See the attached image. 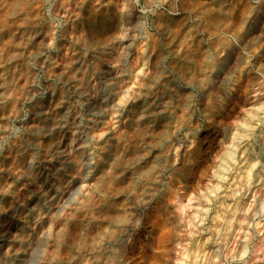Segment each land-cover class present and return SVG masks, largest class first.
<instances>
[{
  "label": "rangeland",
  "instance_id": "374dc122",
  "mask_svg": "<svg viewBox=\"0 0 264 264\" xmlns=\"http://www.w3.org/2000/svg\"><path fill=\"white\" fill-rule=\"evenodd\" d=\"M260 1L0 0V264H109L117 244L119 264H264ZM228 42L249 73L231 90L211 75ZM163 205L169 250L147 221Z\"/></svg>",
  "mask_w": 264,
  "mask_h": 264
},
{
  "label": "bare ground",
  "instance_id": "6f19581e",
  "mask_svg": "<svg viewBox=\"0 0 264 264\" xmlns=\"http://www.w3.org/2000/svg\"><path fill=\"white\" fill-rule=\"evenodd\" d=\"M249 14V13H248ZM243 25V24H242ZM243 35H244V37H249L250 38V40L248 41V42H250L251 40H257L260 36H262V35H264V0L263 1H260L259 2V4H258V6H257V9L252 13V15L251 16H249L248 17V19H247V21H246V23H245V29H244V32H243ZM264 39V38H263ZM234 45V44H233ZM232 44H230L229 42L228 43H226L225 44V46H224V54H223V56L221 57V58H219V59H215L216 61H215V64H214V70H213V73L211 74L212 75V78H213V80H215L216 82L217 81H221L223 78H226L227 76H228V74L230 73V72H233V73H235V75L233 76L232 75V77L233 78H231V79H229L230 80V83H228V84H230L229 85V89L231 90L233 87H237L238 86V80H240V78H245L246 76H247V74H249L248 73V71H241L240 69H238V67H239V65H240V63H241V61H242V53H240V52H236V50H235V48H234V46H233ZM248 45V44H247ZM246 45V46H247ZM263 53H264V51H263ZM262 56V55H261ZM247 58V57H246ZM259 60V59H258ZM259 62H261V61H259ZM244 63V62H243ZM212 65V64H211ZM241 67V66H240ZM249 76V75H248ZM256 78V77H255ZM246 80V79H245ZM256 80V79H255ZM259 80V79H258ZM246 82V81H245ZM245 84V83H244ZM252 85V84H251ZM250 85V86H251ZM240 86V85H239ZM241 86H243V85H241ZM261 87V86H260ZM259 86L256 88V89H253L254 91H256V90H258V88H260ZM252 90V89H251ZM252 90V91H253ZM261 90H259L258 91V93L260 92ZM243 94H244V92H243ZM243 94H241V95H243ZM247 99V98H246ZM203 101V100H202ZM94 104V103H93ZM241 105V104H240ZM239 106V105H238ZM90 108V107H89ZM246 111V110H245ZM250 112H252V111H250ZM248 113V112H247ZM250 115V114H249ZM241 120V119H240ZM230 122V121H229ZM244 132V131H243ZM242 132V133H243ZM239 134V133H238ZM237 136V135H236ZM237 138V137H236ZM232 143V142H231ZM232 145V144H231ZM235 147H236V145H235ZM225 152V151H224ZM254 152H255V150H254ZM215 153H217V152H215ZM226 153V152H225ZM216 155V154H215ZM227 155V154H226ZM217 156V155H216ZM230 159L231 158V155H229V156H226V159ZM209 160V159H208ZM222 161V160H221ZM212 162V161H211ZM211 162H209V163H211ZM217 162V161H216ZM224 162V161H223ZM252 162V161H251ZM206 163V162H205ZM204 163V164H205ZM225 163V162H224ZM206 165V164H205ZM212 165V164H211ZM217 165V164H216ZM202 166V165H201ZM220 166V165H219ZM253 166H255V164H251V167H250V169L248 170V174L246 175V177H248V179H250L251 180V178H253V177H251L250 175H249V172H250V170L253 168ZM211 168V167H210ZM221 168V167H220ZM202 169V168H201ZM214 170V169H213ZM245 171H247L246 169H245ZM215 172V171H214ZM213 175V174H212ZM262 176V175H261ZM263 177V176H262ZM177 178H180L179 176L177 177ZM226 178V174L225 173H223V174H219V176H218V180L220 179H225ZM247 179V180H248ZM218 181V184L219 183H221V181ZM201 182V181H200ZM246 182V181H245ZM62 183V182H61ZM214 183V182H213ZM63 184V183H62ZM191 184V183H190ZM197 184H198V182H197ZM223 184V183H222ZM264 184V182L262 183V185ZM250 185V184H249ZM57 186V185H56ZM192 186V185H191ZM199 186V185H198ZM220 186V185H219ZM262 187V186H261ZM261 187H259L258 188V190H259V197L258 198H256L255 199V203L252 205V208H251V210H250V212L248 213L249 214V216L251 215V213H252V215L254 216L255 214H257V212H258V210H259V207L260 208H262L263 209V207H264V188L263 189H261ZM210 190V189H209ZM178 191H180V190H178V189H175L174 187H172V186H170V184L168 185V187H167V189H166V196H167V199H165V200H169V199H171L172 201H173V199H175V197H176V195L178 194ZM189 192H190V190H188ZM257 191V190H256ZM52 193V192H51ZM192 193V192H191ZM255 193L256 192H254V194H253V197L255 198ZM215 194V193H214ZM49 195V194H48ZM190 195V194H189ZM159 196V195H158ZM181 196H184V195H182V194H180V196L179 197H181ZM194 196V195H193ZM250 196V195H249ZM49 198V197H48ZM50 198H51V195H50ZM187 198V197H186ZM190 199H192V198H190V196L188 197V200H190ZM170 200V201H171ZM182 200V199H181ZM180 200V201H181ZM51 201V200H50ZM174 202H175V200H174ZM177 202V201H176ZM238 202V201H237ZM55 203V202H54ZM247 203V202H246ZM160 204V203H159ZM186 205L187 204H183V203H181V202H179L178 203V207L180 208V209H178V207H177V209H178V211L180 210L181 212L183 211V209H185L186 208ZM198 204H196V206H197ZM251 205V204H250ZM187 206H189V205H187ZM226 206H227V204H226ZM163 207H164V205H163ZM155 208L153 211H151L150 212V214H149V216H148V218H147V221H148V223H149V225H151V227L153 228V229H155V227H157L158 228V233L156 232V234H154V232H153V236H152V242L153 243H155V245H157L158 246V249H159V247L161 248L162 247V249L165 247V249L166 250H169V249H167V248H169L168 246L169 245H171L170 243H172L171 241H173V240H171L170 241V239L172 238V235H173V233H171L170 232V228H168V224H167V222H165L164 221V217H166L167 215H169L171 212H169V214H167L168 212L167 211H165V210H167V209H165L166 207H164V208ZM175 207V206H174ZM190 207V206H189ZM188 207V208H189ZM204 207V206H203ZM250 206H248L247 207V210H248V208H249ZM202 208V207H201ZM245 208L246 207H244L242 210L244 211L245 210ZM174 209V208H173ZM239 209H240V207H239ZM171 211V210H170ZM135 212H137V210L135 211ZM165 212H167L166 214L167 215H165L164 213ZM174 212V211H173ZM180 212V213H181ZM234 212H235V210H234ZM245 212V211H244ZM244 212L243 213H240V211H239V213H238V216L236 217L235 216V221H236V223H232L230 220H229V218L227 219V218H225L224 220H226V222L225 223H229V221H230V223L231 224H228L227 226H228V228L230 229V227H231V230L232 231H230L229 229H227L226 227L224 228V231H223V233H222V235L223 236H225V239L227 238V236H228V238L230 239V237L232 236V234H233V231H234V229L238 226V230L239 229H241V228H243L242 227V225H240L242 222H243V220L245 221H247V220H249V218H248V215H245L244 214ZM259 212H261V210H259ZM197 213V212H196ZM233 213V212H232ZM132 214H134V211H133V213ZM186 213H184V215H185ZM189 214H190V212H189ZM182 215H183V213H182ZM233 215V214H232ZM240 215H243V217L242 216H240ZM135 216H136V213L133 215V217H131V219H130V222L132 223V222H134L135 221ZM164 216V217H163ZM217 216V215H216ZM180 217V216H179ZM178 217V218H179ZM185 217V216H184ZM192 217H195V216H192ZM218 217V216H217ZM247 218V219H244V218ZM196 218V217H195ZM198 218V217H197ZM219 218V217H218ZM217 218V219H218ZM252 218V217H251ZM169 219V218H168ZM184 219V218H183ZM231 219V218H230ZM177 220V219H176ZM180 220V219H179ZM173 221V220H172ZM201 221V220H200ZM216 221V220H215ZM187 222V221H186ZM197 222V221H196ZM234 222V221H233ZM247 222H249V221H247ZM258 222L259 221H257V224H258ZM185 223V222H184ZM190 223V222H189ZM220 223V222H219ZM146 224V223H145ZM180 224V223H179ZM247 224V223H246ZM249 224V223H248ZM171 225V224H170ZM169 225V226H170ZM245 225V224H244ZM256 225V224H255ZM148 226V225H147ZM191 226V225H190ZM127 227V226H126ZM126 227L124 226V228L121 230V232L122 231H124V233L126 232ZM179 228V227H178ZM176 229V228H175ZM226 229V230H225ZM246 229V228H245ZM245 229H244V231H245ZM176 230H178V229H176ZM215 230V229H214ZM129 231V230H128ZM190 231V230H189ZM119 232V231H118ZM120 232V233H121ZM178 232V231H177ZM190 232H192V231H190ZM178 233H181V232H178ZM185 233H186V231H185ZM193 234L195 233V232H192ZM249 233V232H248ZM170 234H172V235H170ZM178 235V234H177ZM214 235H215V232H214ZM170 236H171V238H170ZM180 236V235H179ZM240 236H242V233H241V235ZM247 236H251V235H247ZM263 236V235H262ZM115 237V236H114ZM113 237V238H114ZM145 237V236H144ZM219 237H221V236H219ZM139 238V237H138ZM229 239H227L226 241H227V243L229 242ZM179 241H181V240H179ZM187 241V240H186ZM189 241V240H188ZM225 241V240H224ZM151 242V241H150ZM177 242V241H176ZM195 242H196V240H195ZM174 243V242H173ZM177 243H179V242H177ZM183 242H181V243H179V244H182ZM238 243V242H237ZM260 243H261V241H260ZM187 244V243H186ZM185 244V245H186ZM199 244H201V243H199ZM224 243H222V245H223ZM240 244V243H239ZM257 244V243H256ZM124 245V244H123ZM152 246V249L153 248H156V247H153V244H151ZM173 245V244H172ZM183 245H184V243H183ZM182 245V246H183ZM184 245V246H185ZM138 246V245H137ZM148 246H149V243H148ZM187 246V245H186ZM239 247V246H238ZM241 247V248H240ZM239 248H237V250H232V252H227V253H225V256H228V258H227V260H229V258H231V259H233V258H235V259H238V256L239 257H242L245 253H246V246L245 247H242V246H240ZM261 246H259V249H261L260 248ZM180 248H181V246H180ZM186 247H184V249H185ZM200 248H201V245H200ZM220 248V247H219ZM223 248V247H222ZM236 248V247H235ZM255 248H258V246L257 247H255ZM112 249V248H111ZM151 249V248H150ZM151 249V250H152ZM157 249V248H156ZM171 249V248H170ZM183 249V250H184ZM226 249V248H225ZM125 250H126V248H125ZM160 250V249H159ZM166 250H165V252H166ZM174 250V249H173ZM183 250L181 251V252H183ZM195 250V249H194ZM197 250H202V249H197ZM196 250V251H197ZM256 250H258V249H256ZM255 250V251H256ZM185 251V250H184ZM220 251V250H219ZM191 252V251H190ZM199 252V251H198ZM155 253V252H154ZM184 253V252H183ZM212 253H214V252H212ZM228 253H229V255H228ZM128 254V253H127ZM130 254V253H129ZM135 254V253H134ZM193 254H194V251H193ZM222 254H223V252H222ZM138 255V254H137ZM155 255V254H154ZM163 256H164V252H163V254H162ZM187 255V254H186ZM207 255V254H206ZM131 256V255H130ZM130 256H128V257H130ZM140 255H138V257H139ZM166 256V255H165ZM164 256V257H165ZM185 256V255H184ZM194 256V255H193ZM210 256V255H209ZM217 257V260L215 261L214 259H213V257ZM224 256V255H223ZM112 258H111V260H110V263L109 264H119V258H121V248H120V244H117L114 248H113V253H112V256H111ZM125 257V256H124ZM167 257V256H166ZM170 257H172V256H170ZM139 258H141V257H139ZM139 258H137L136 259V261H138V259ZM143 259V258H142ZM153 259V258H152ZM156 259L158 260V258L156 257ZM176 259V258H175ZM175 259H173V260H175ZM192 259V258H191ZM208 259H210V258H208ZM128 260V259H127ZM146 260H147V258H146ZM225 260V259H224ZM126 261V260H125ZM133 261H135V260H133ZM142 261V260H141ZM149 261V260H148ZM154 261V260H153ZM176 262H177V260H175ZM174 261V262H175ZM192 261V260H191ZM206 261H209V260H206ZM210 261H214V264H223L224 262H223V259H222V257L219 255V254H216V255H213L212 254V256H211V260ZM150 262H151V260H150ZM156 262V261H155ZM123 263V262H122ZM140 263V262H139ZM166 263V262H165ZM193 263V262H192ZM191 263V264H192ZM199 263V262H198ZM141 264H143V262L141 263ZM144 264H146V263H144ZM149 264V263H148ZM157 264V263H156ZM159 264H161V263H159ZM167 264V263H166ZM177 264V263H176ZM179 264H181L180 262H179ZM183 264V263H182ZM194 264V263H193ZM204 264V263H203ZM212 264V263H211Z\"/></svg>",
  "mask_w": 264,
  "mask_h": 264
}]
</instances>
